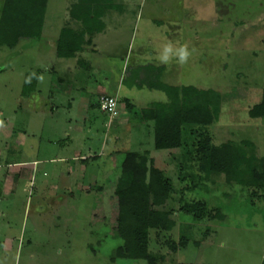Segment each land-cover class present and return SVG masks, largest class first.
<instances>
[{"label": "rangeland", "instance_id": "374dc122", "mask_svg": "<svg viewBox=\"0 0 264 264\" xmlns=\"http://www.w3.org/2000/svg\"><path fill=\"white\" fill-rule=\"evenodd\" d=\"M72 2L47 0L40 38L0 47V177L4 163L24 169L11 171V191L0 197V264H147L114 258L119 240L113 187L128 151L145 156L170 187L157 208L169 210L174 225L149 231L153 264H260L264 190L251 204L247 180L248 164L259 170L264 162V118H251L247 110L264 90V0H109L111 7L104 4L101 15L107 40L103 28L72 57H56L59 29L80 25L69 17ZM169 44L173 52L165 63L161 56ZM181 46L189 52L184 63L176 55ZM145 62L163 64L164 83L222 94L208 133L212 144L229 143L242 156L240 181L202 176L189 167L194 175L182 182L183 149L153 147L152 121H139L134 113L165 96L134 85L130 68ZM35 69L40 109L25 105L31 92L21 93L24 74ZM108 93L117 102L111 117L97 98ZM79 124L82 129L74 130ZM74 149L86 162L78 175H67L65 164L49 160L70 157ZM193 198L221 217L196 220L181 213L180 200ZM180 236L187 238L185 246L170 251L168 241Z\"/></svg>", "mask_w": 264, "mask_h": 264}, {"label": "trees", "instance_id": "16d2710c", "mask_svg": "<svg viewBox=\"0 0 264 264\" xmlns=\"http://www.w3.org/2000/svg\"><path fill=\"white\" fill-rule=\"evenodd\" d=\"M46 3L47 0H1L0 47L12 48L22 39H39ZM104 4L111 7L109 0H73L68 14L80 25L77 29L68 26L59 29L54 46L56 57H72L89 42L93 33L103 30ZM163 70V64L152 62L131 66L134 85L162 92L165 101H153L135 113L125 101L126 110L133 112L139 121H152L155 149H183L179 161L182 182L194 175L187 172L189 167L202 176L223 174L227 182L240 181L244 173L239 164L242 156L229 143L212 144L208 133V125L218 116L222 94L190 84L164 83L160 79ZM37 75V69L24 74L21 87L24 96L34 89ZM247 114L251 118H264V90ZM248 166L247 187L253 204L254 197L258 198L264 190V162L259 170ZM169 192L167 181L145 156L131 151L124 153L113 187L117 205L115 231L119 240L114 258L143 259L153 264L147 249L149 231L165 232L174 225L170 211L157 208L165 202ZM178 210L196 220L221 217L219 211L207 207L203 199L180 200ZM186 242L187 238L180 236L177 242L168 241L167 246L170 251H176ZM176 264L203 263L179 261ZM260 264H264V260Z\"/></svg>", "mask_w": 264, "mask_h": 264}, {"label": "crops", "instance_id": "0c3cea01", "mask_svg": "<svg viewBox=\"0 0 264 264\" xmlns=\"http://www.w3.org/2000/svg\"><path fill=\"white\" fill-rule=\"evenodd\" d=\"M107 29H108L107 26H104L105 33H104V35L102 37V38H104V41L108 37L107 32H106ZM99 33L100 32H98L97 34H99ZM108 33H109V29H108ZM104 41L102 40V42H100V43H103ZM52 42L53 41H51V43ZM36 81H37V78H36ZM30 92H31V94H30L31 97H30V99L27 101V103L25 105H32V103H34V105L38 107V108H35V109H40L42 107V105H44V103L39 104V103H36L35 102L36 100H39V102L41 101L40 100V97H39L40 91L38 89L35 90V87H34V89L32 91H30ZM27 95H25V96H27ZM83 104L85 106L86 103H83ZM83 104H81V106H83ZM48 106H49V109H51V110L52 109H54V110L56 109V106L54 104H52V103H49ZM81 127H82L81 124H79L78 127L74 126V130H77V131L78 130H81L82 129ZM61 156L62 155H56V157L52 156V158H49V160L52 159L53 162L57 161V162H61V163L65 164L66 167H67L66 168V174L67 175H74V174L75 175H78V170L82 168V164L86 163L85 160H84L85 157H83V155H80V153L78 152V150H75V149L72 150V154H71L70 157H64V156L61 157ZM78 158L81 159V160L78 161ZM31 161H32V164L31 165H33V163H35L37 160L34 159V160H31ZM17 163L18 162H12V163H9L8 162V163H4L7 168L5 169L6 173L3 174L2 177H0V197L5 196V195H8L7 192L11 191V188H12L13 183H14V179H12L11 177H9L10 174H11V171L14 174H20V172L23 173V171H24L23 167H22V169L16 168V167L20 166ZM21 166H23V164ZM5 175H7V176H5Z\"/></svg>", "mask_w": 264, "mask_h": 264}, {"label": "built area", "instance_id": "2783aa9c", "mask_svg": "<svg viewBox=\"0 0 264 264\" xmlns=\"http://www.w3.org/2000/svg\"><path fill=\"white\" fill-rule=\"evenodd\" d=\"M99 109L106 113L109 117L117 113L116 98L110 94H100L98 96Z\"/></svg>", "mask_w": 264, "mask_h": 264}, {"label": "clouds", "instance_id": "9594fccd", "mask_svg": "<svg viewBox=\"0 0 264 264\" xmlns=\"http://www.w3.org/2000/svg\"><path fill=\"white\" fill-rule=\"evenodd\" d=\"M173 52L172 46L169 44L165 46L164 53L161 56V61L167 63L170 59V54ZM176 55L179 57V63H184L187 61L189 52L185 46H181L179 49L176 50Z\"/></svg>", "mask_w": 264, "mask_h": 264}]
</instances>
